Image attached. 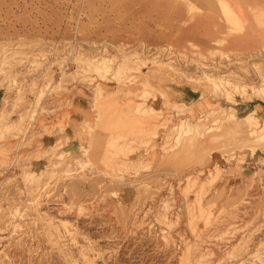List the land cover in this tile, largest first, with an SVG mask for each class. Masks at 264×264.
<instances>
[{"label":"rangeland","instance_id":"rangeland-1","mask_svg":"<svg viewBox=\"0 0 264 264\" xmlns=\"http://www.w3.org/2000/svg\"><path fill=\"white\" fill-rule=\"evenodd\" d=\"M252 112L264 0H0V264H264Z\"/></svg>","mask_w":264,"mask_h":264},{"label":"crops","instance_id":"crops-1","mask_svg":"<svg viewBox=\"0 0 264 264\" xmlns=\"http://www.w3.org/2000/svg\"><path fill=\"white\" fill-rule=\"evenodd\" d=\"M92 96L91 91L75 86L69 93H63L61 95V104L63 108L59 109V113L56 116V121L65 123L63 133L57 135H47L46 140L52 139L51 146L59 143V137H65L67 142L80 141V137L74 138L73 136L79 132V126L84 125L90 118L94 117L92 112V104L89 97ZM64 103L66 104L64 106ZM62 125V124H61ZM58 137V138H57ZM76 147V146H74Z\"/></svg>","mask_w":264,"mask_h":264},{"label":"bare ground","instance_id":"bare-ground-1","mask_svg":"<svg viewBox=\"0 0 264 264\" xmlns=\"http://www.w3.org/2000/svg\"><path fill=\"white\" fill-rule=\"evenodd\" d=\"M215 73V72H213ZM208 82V81H207ZM200 99V98H199ZM250 99V97H249ZM251 101V100H250ZM255 112H252L250 114H248L247 116L243 117V118H239V121L243 124V125H246L248 127H262L264 126V120L262 121H258L257 120V117L255 118ZM239 125V124H238ZM242 125V127H243Z\"/></svg>","mask_w":264,"mask_h":264}]
</instances>
